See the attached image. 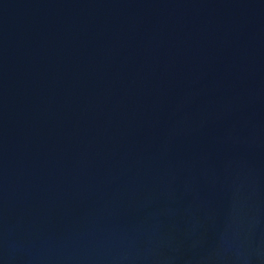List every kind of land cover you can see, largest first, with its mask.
Listing matches in <instances>:
<instances>
[{
    "label": "water",
    "instance_id": "95a60500",
    "mask_svg": "<svg viewBox=\"0 0 264 264\" xmlns=\"http://www.w3.org/2000/svg\"><path fill=\"white\" fill-rule=\"evenodd\" d=\"M0 264H264V0H0Z\"/></svg>",
    "mask_w": 264,
    "mask_h": 264
}]
</instances>
